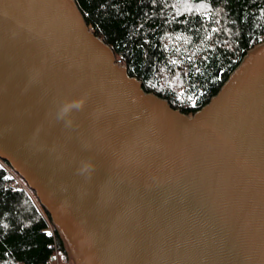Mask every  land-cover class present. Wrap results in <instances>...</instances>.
Instances as JSON below:
<instances>
[{
    "label": "water",
    "instance_id": "water-1",
    "mask_svg": "<svg viewBox=\"0 0 264 264\" xmlns=\"http://www.w3.org/2000/svg\"><path fill=\"white\" fill-rule=\"evenodd\" d=\"M0 159L74 264H264V42L187 118L73 0H0Z\"/></svg>",
    "mask_w": 264,
    "mask_h": 264
},
{
    "label": "trees",
    "instance_id": "trees-1",
    "mask_svg": "<svg viewBox=\"0 0 264 264\" xmlns=\"http://www.w3.org/2000/svg\"><path fill=\"white\" fill-rule=\"evenodd\" d=\"M141 90L193 115L214 97L246 52L264 42V0H73ZM0 159V264H47L64 241L27 185ZM13 183V186L10 185Z\"/></svg>",
    "mask_w": 264,
    "mask_h": 264
},
{
    "label": "built area",
    "instance_id": "built-area-1",
    "mask_svg": "<svg viewBox=\"0 0 264 264\" xmlns=\"http://www.w3.org/2000/svg\"><path fill=\"white\" fill-rule=\"evenodd\" d=\"M7 173L9 174V176L14 179V181H16L19 185L23 184L21 183V181L19 180L18 176L15 174L14 171H11L9 168H6ZM11 186H13V183H10ZM47 224H48V229H47V233L49 235H53L54 234V228H53V224H51L46 218H45ZM47 264H60L59 260H58V254L56 251V248H54V252L53 255L51 256L49 262Z\"/></svg>",
    "mask_w": 264,
    "mask_h": 264
},
{
    "label": "rangeland",
    "instance_id": "rangeland-1",
    "mask_svg": "<svg viewBox=\"0 0 264 264\" xmlns=\"http://www.w3.org/2000/svg\"><path fill=\"white\" fill-rule=\"evenodd\" d=\"M185 115V114H184ZM187 118H192V115H185ZM20 179H21V177H20ZM22 180V179H21ZM23 181V183H25V181L24 180H22ZM26 184V183H25ZM28 187V186H27ZM29 188V187H28ZM30 190V189H29ZM31 191V190H30ZM32 192V194L34 195V197H35V192L34 191H31ZM36 198V197H35ZM38 202H39V200L38 199H36ZM57 228V227H56ZM57 230L59 231V229L57 228ZM59 233H60V231H59ZM60 235H61V233H60ZM64 245H65V247H66V243H65V241H64ZM67 249V248H66ZM73 262V261H72ZM71 261H70V264H73Z\"/></svg>",
    "mask_w": 264,
    "mask_h": 264
},
{
    "label": "flooded vegetation",
    "instance_id": "flooded-vegetation-1",
    "mask_svg": "<svg viewBox=\"0 0 264 264\" xmlns=\"http://www.w3.org/2000/svg\"><path fill=\"white\" fill-rule=\"evenodd\" d=\"M67 254H68V252H67ZM69 256V255H68ZM70 258V257H69ZM70 261L72 262L73 260L70 258ZM73 264H74V262H72Z\"/></svg>",
    "mask_w": 264,
    "mask_h": 264
},
{
    "label": "bare ground",
    "instance_id": "bare-ground-1",
    "mask_svg": "<svg viewBox=\"0 0 264 264\" xmlns=\"http://www.w3.org/2000/svg\"><path fill=\"white\" fill-rule=\"evenodd\" d=\"M69 243H70V242H69ZM70 247H71V244H70ZM71 249H72V248H71ZM72 252H73V251H72ZM57 254H58V253H57ZM73 255H74V254H73ZM76 264H78L77 261H76Z\"/></svg>",
    "mask_w": 264,
    "mask_h": 264
}]
</instances>
